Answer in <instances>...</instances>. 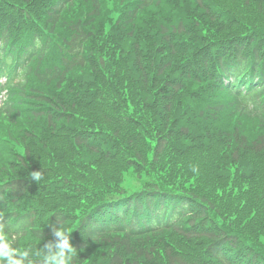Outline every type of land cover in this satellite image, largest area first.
<instances>
[{
    "label": "trees",
    "instance_id": "trees-1",
    "mask_svg": "<svg viewBox=\"0 0 264 264\" xmlns=\"http://www.w3.org/2000/svg\"><path fill=\"white\" fill-rule=\"evenodd\" d=\"M255 1L0 0V68L7 53H24L5 62L9 73L19 72L7 82L13 102L0 106V116L14 125L13 131H0L9 155L0 178L15 179L21 189L16 179L42 169L44 179L36 184L41 195L74 178L62 163L65 153L100 157L105 167L88 163L106 181L105 198L94 202L98 223L86 218L84 229L88 244L107 250L106 264H264V221H251L255 233L261 228L250 239L231 229L236 218L229 205L217 208V200L181 188L191 176L204 187L216 183L222 137L208 121L226 108L216 96L205 102L207 108L186 105L214 87L238 114L261 119L264 113V101L257 100L264 94V59L250 48H264V19L251 12ZM94 21L108 31L99 49L93 43ZM45 31L55 40L59 34L66 41L71 37L70 45L59 55L27 49L28 35ZM98 93L103 95L99 114L87 119L88 101ZM17 102L40 128L25 115L20 118ZM72 140L81 148L69 153ZM250 144L253 152L264 149V132ZM45 148L48 163L39 153ZM128 169L139 181L130 195L123 194L122 185ZM128 212L132 218L124 221ZM52 213V226L64 220L60 209ZM167 231L189 246L157 239ZM131 233L154 237L135 244ZM47 237L31 231L18 247H39ZM84 258L78 256L76 263Z\"/></svg>",
    "mask_w": 264,
    "mask_h": 264
},
{
    "label": "rangeland",
    "instance_id": "rangeland-1",
    "mask_svg": "<svg viewBox=\"0 0 264 264\" xmlns=\"http://www.w3.org/2000/svg\"><path fill=\"white\" fill-rule=\"evenodd\" d=\"M251 12L260 13L259 17L264 19L263 1H255L251 6ZM214 96H216L215 100L221 99V95ZM221 101L226 105V108L210 117L208 121L210 126L215 127L216 132L222 137V141L219 144L221 162L216 168V183L204 187L205 184H199L201 182L194 181L196 177L191 176L189 181L185 182L181 188H189L191 192L200 196L203 195L211 202L217 200V208L229 205L230 214H235L236 218L231 229L241 231L252 239V237L259 235L261 226H258V230L255 233L251 229V221L253 219L264 221V149L253 152L250 150L253 149L250 141L256 135L264 132V115H262L261 119L240 115L241 113L238 114L236 112L237 109H233L231 106L230 98ZM91 102V100L88 101V105ZM209 106L208 103H204L202 108ZM90 109L91 114L87 116V119L97 117L99 114L97 112L98 108L90 105ZM4 118V116H0V131L6 134L5 129L9 128V130L13 131L14 125L6 122ZM39 151L41 160L48 162L50 160V149H39ZM86 160L105 167V160L100 157H97L96 160L93 156H90ZM153 237L154 234H149L147 238L142 235L132 237L130 241L135 244H141L148 238L153 240ZM157 239L169 241L185 248L189 246L183 238L173 231L160 232ZM47 240L42 239L40 246H43V243ZM87 253L90 258L87 264H106L104 255L107 250L103 249L102 246H94V249L92 251L89 250ZM158 264L165 263L160 262Z\"/></svg>",
    "mask_w": 264,
    "mask_h": 264
},
{
    "label": "clouds",
    "instance_id": "clouds-1",
    "mask_svg": "<svg viewBox=\"0 0 264 264\" xmlns=\"http://www.w3.org/2000/svg\"><path fill=\"white\" fill-rule=\"evenodd\" d=\"M193 171L198 169L194 167ZM30 176V181L39 184L44 179V171H32ZM51 237L43 246L20 248V234L9 229L0 213V264H75L78 252L72 243V232L65 228V222L60 218L52 226Z\"/></svg>",
    "mask_w": 264,
    "mask_h": 264
},
{
    "label": "bare ground",
    "instance_id": "bare-ground-1",
    "mask_svg": "<svg viewBox=\"0 0 264 264\" xmlns=\"http://www.w3.org/2000/svg\"><path fill=\"white\" fill-rule=\"evenodd\" d=\"M96 33H97L98 35H100V36H103V35H104V32H103L102 30H100V29H97V30H96Z\"/></svg>",
    "mask_w": 264,
    "mask_h": 264
}]
</instances>
